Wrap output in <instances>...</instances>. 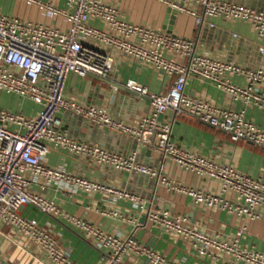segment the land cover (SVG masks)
<instances>
[{"label":"built area","instance_id":"1","mask_svg":"<svg viewBox=\"0 0 264 264\" xmlns=\"http://www.w3.org/2000/svg\"><path fill=\"white\" fill-rule=\"evenodd\" d=\"M16 1H25L38 10L62 17L67 24L64 30H59L42 21L0 13V92L25 97L38 106L31 116L0 108V223L25 237L48 264L77 263L63 254L49 232L33 219L18 213V208L23 205L63 218L96 247L107 250L101 257L105 264H120L127 254L140 257L147 264H177L136 241L134 230L124 237L106 233L84 219L60 211L50 200L30 191V184L40 180L41 186L61 185L69 191L99 193L111 200H128L143 206V200L129 191L44 165L41 159L50 148L116 170L145 175L203 207L225 210L249 219L255 217L256 208L264 207V181L178 146L170 139L172 121L159 120V115L170 109L174 114L191 117L224 131L233 142L244 140L264 150V130L246 120L243 109L216 106L183 92L186 78L192 76L213 84L226 99L240 101L264 112L262 67H241L232 61L196 54L192 39L121 20L116 8L102 0H64V9L41 0ZM159 1L171 10L191 16L195 26L214 17L247 22L259 41V55L264 53V11L219 0ZM89 19L100 20L103 27L89 25ZM206 23L213 26L211 22ZM105 48L173 76L171 85L162 93H150L133 80L125 82L126 87L146 96L149 102L148 113L134 124L112 118L103 106L81 104L64 96L65 78L69 73L79 77L89 73L100 77L107 75L112 58ZM232 76L242 77L244 83H231L229 77ZM60 110L139 143L153 142L160 155L159 163L148 166L137 161L135 151L120 154L69 137L61 129L56 116ZM167 158L187 172L216 180L219 193L170 182L162 174ZM100 214L119 216L112 209ZM145 223L185 240L199 257L218 259L225 256L224 264H264L263 252L239 245L240 230L230 237H220L197 228L183 215L151 207L145 212ZM0 264H3L1 260Z\"/></svg>","mask_w":264,"mask_h":264},{"label":"crops","instance_id":"2","mask_svg":"<svg viewBox=\"0 0 264 264\" xmlns=\"http://www.w3.org/2000/svg\"><path fill=\"white\" fill-rule=\"evenodd\" d=\"M41 1L48 2L58 9L66 8L64 0ZM102 1L116 8L121 20L164 32L168 27L167 33L192 39L196 54L232 61L241 67L258 66L264 69V53L259 55V41L247 22L214 17L206 21L211 22L212 27L206 22L195 26L192 17L185 13L172 10L173 15L169 18L167 13L169 7L159 0ZM219 1L243 4L264 11V0ZM0 13L42 21L59 30H64L67 25L62 17L38 10L25 1L0 0ZM88 24L97 28L103 27V23L97 19H89ZM104 50L112 58L111 70L107 75L100 77L89 73L79 77L69 73L65 78L64 96L81 104L103 106L112 118L130 125L134 124L148 113L149 102L146 96L126 87L125 82L133 80L150 93H162L171 85L173 76L119 52L107 48ZM229 80L237 85L244 83L240 76L229 77ZM183 92L190 97L203 98L216 106L232 110L243 109L244 118L264 130L263 111L251 105H244L240 101L226 99L220 90L207 81L188 76ZM3 94L10 97L0 103V108L28 116L33 115L38 108L25 97ZM56 116L61 123V129L75 140L97 144L120 154L135 151L137 161L148 166H156L160 161V155L153 142L139 143L126 135L91 124L68 111L60 110ZM159 120L172 121L170 139L178 146L264 181V150L260 147L244 140L233 142L224 131L191 117L174 114L170 109L161 113ZM41 161L48 167L62 168L70 174L108 183L141 198L144 202L142 207L128 200H111L99 193L69 191L61 185L41 186L40 180L29 186L30 191L50 200L60 211L84 219L106 233L124 237L134 230L136 241L177 264H224L226 257L220 256L218 259L199 257L185 240L147 225L145 212L148 207L166 209L173 214L183 215L197 228L216 233L220 237H230L235 231L240 230L238 243L241 247L264 253V207L255 209L253 219L225 210L203 207L194 204L190 197L169 190L145 175L116 170L57 148H50ZM162 174L170 182L214 194L219 193V183L216 180L187 172L169 158L164 160ZM227 198H230L229 195ZM109 209L116 210L119 216L109 217L100 214L101 211ZM18 213L25 218L33 219L39 227L49 232L69 260L77 264H105V259L101 260V257L107 250L96 247L90 239L85 238L78 229L60 216L41 213L30 205L19 207ZM0 260L3 264H48L25 237L3 223H0ZM120 264L147 263L140 257L127 254L122 257Z\"/></svg>","mask_w":264,"mask_h":264},{"label":"rangeland","instance_id":"3","mask_svg":"<svg viewBox=\"0 0 264 264\" xmlns=\"http://www.w3.org/2000/svg\"><path fill=\"white\" fill-rule=\"evenodd\" d=\"M7 97H10V96L3 94V92L2 93L0 92V103H2L3 100L7 99Z\"/></svg>","mask_w":264,"mask_h":264},{"label":"water","instance_id":"4","mask_svg":"<svg viewBox=\"0 0 264 264\" xmlns=\"http://www.w3.org/2000/svg\"><path fill=\"white\" fill-rule=\"evenodd\" d=\"M172 10L169 8V9H167V13H168V17L169 18H171L172 17V15H173V11L171 12ZM166 32H169V29H168V27H166V30H165Z\"/></svg>","mask_w":264,"mask_h":264}]
</instances>
